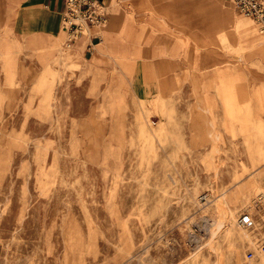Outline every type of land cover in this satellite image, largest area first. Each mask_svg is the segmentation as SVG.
Returning a JSON list of instances; mask_svg holds the SVG:
<instances>
[{
	"label": "rangeland",
	"instance_id": "rangeland-1",
	"mask_svg": "<svg viewBox=\"0 0 264 264\" xmlns=\"http://www.w3.org/2000/svg\"><path fill=\"white\" fill-rule=\"evenodd\" d=\"M104 4L88 61L62 16L4 27L0 264H260L264 34L232 0Z\"/></svg>",
	"mask_w": 264,
	"mask_h": 264
},
{
	"label": "crops",
	"instance_id": "crops-1",
	"mask_svg": "<svg viewBox=\"0 0 264 264\" xmlns=\"http://www.w3.org/2000/svg\"><path fill=\"white\" fill-rule=\"evenodd\" d=\"M64 8L65 0H0V45L4 43L1 37L6 25L11 28L14 38L18 40L30 35L42 36L46 33L48 36L56 37L60 32ZM235 14L237 15L236 12ZM195 23V26H202L200 20H196ZM101 34V29L93 28L73 44L82 61L96 57L97 48L102 43L99 42L100 38L102 40ZM212 37L216 38L215 33Z\"/></svg>",
	"mask_w": 264,
	"mask_h": 264
},
{
	"label": "built area",
	"instance_id": "built-area-1",
	"mask_svg": "<svg viewBox=\"0 0 264 264\" xmlns=\"http://www.w3.org/2000/svg\"><path fill=\"white\" fill-rule=\"evenodd\" d=\"M234 10L240 17L249 20L260 34H264V0H232ZM106 5L101 0H65L62 13L63 26L73 45L82 35L93 28H105L109 23ZM99 42H102L101 38ZM240 228L249 230L254 226L253 218L243 214L238 220ZM248 259L264 257V239L247 253Z\"/></svg>",
	"mask_w": 264,
	"mask_h": 264
},
{
	"label": "bare ground",
	"instance_id": "bare-ground-1",
	"mask_svg": "<svg viewBox=\"0 0 264 264\" xmlns=\"http://www.w3.org/2000/svg\"><path fill=\"white\" fill-rule=\"evenodd\" d=\"M237 31H239L238 30V27H237ZM165 49H166V47H165ZM163 60V59H162ZM164 61H167L166 59L164 60ZM163 61V62H164ZM190 61V60H189ZM168 62V61H167ZM193 63V62H192ZM158 64V63H157ZM171 64V63H170ZM161 65V64H160ZM190 65H191V63H190ZM166 70V69H165ZM173 70V69H172ZM162 71V70H161ZM167 72V71H166ZM165 73V72H164ZM167 76V75H166ZM161 77V76H160ZM162 78V77H161ZM169 78V77H168ZM171 86V85H170ZM161 87V86H160ZM247 215H249V216H251L250 214H247ZM231 217V215L229 214V213H227V212H222V218L221 219H219V220H217V221H215V224H216V227H215V229L213 230V234H214V232H215V230L216 229H220L221 227H222V225H224L225 224V221L226 220H232V217ZM236 240H238L237 238H236ZM236 240H235V243L237 244V242H236ZM257 259H259V260H261V261H263V262H259L258 261V263H260V264H264V257H262V256H259V257H257V258H255V259H253V260H251L250 262H253V261H257ZM256 263V262H255Z\"/></svg>",
	"mask_w": 264,
	"mask_h": 264
},
{
	"label": "water",
	"instance_id": "water-1",
	"mask_svg": "<svg viewBox=\"0 0 264 264\" xmlns=\"http://www.w3.org/2000/svg\"><path fill=\"white\" fill-rule=\"evenodd\" d=\"M102 2H106L107 0H101Z\"/></svg>",
	"mask_w": 264,
	"mask_h": 264
}]
</instances>
